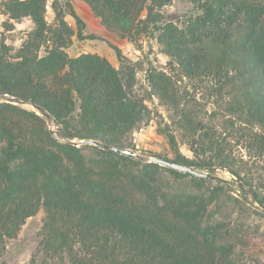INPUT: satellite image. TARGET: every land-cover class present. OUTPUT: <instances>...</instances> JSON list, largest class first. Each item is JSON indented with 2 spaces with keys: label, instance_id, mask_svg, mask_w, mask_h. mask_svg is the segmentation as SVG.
<instances>
[{
  "label": "trees",
  "instance_id": "16d2710c",
  "mask_svg": "<svg viewBox=\"0 0 264 264\" xmlns=\"http://www.w3.org/2000/svg\"><path fill=\"white\" fill-rule=\"evenodd\" d=\"M82 1L124 38L155 36L171 59V74L147 72L152 95L173 115L159 126L172 158H159L210 174L221 168L240 179L232 141L243 139L264 153V0H187L195 12L182 20H166L160 11L173 0ZM4 6L11 19L29 18L33 28L17 49L0 42V95L39 105L67 140L135 151L129 137L148 110L135 95V71L121 51L112 47L118 68L97 54L70 57L74 30L64 17L75 21L78 39L85 25L69 0L53 2L52 24L45 20L46 0ZM183 80L213 106L208 116L222 120L220 129L195 121L200 111L180 103L187 96L177 86ZM164 169L179 175L73 146L53 136L35 111L0 102V253L42 209L36 251L57 264H244L233 259L232 246L195 197L176 200L164 191L158 178ZM240 180L244 191L249 185Z\"/></svg>",
  "mask_w": 264,
  "mask_h": 264
},
{
  "label": "rangeland",
  "instance_id": "374dc122",
  "mask_svg": "<svg viewBox=\"0 0 264 264\" xmlns=\"http://www.w3.org/2000/svg\"><path fill=\"white\" fill-rule=\"evenodd\" d=\"M7 1L0 0V42L17 49L32 30L33 24L29 18L11 19L4 6ZM54 1L61 0H46L45 20L48 24H52L54 20ZM69 3L85 26L82 31L83 38L78 39L75 21L71 16L65 15L64 20L74 30V36L66 49L68 55L74 57L83 53L97 54L118 68L119 61L112 47L121 51L125 63L135 71V95L143 100L148 110L145 119L129 137L134 152L145 157L171 159V151L159 126L169 124L173 115L167 106L152 95L147 83V72L151 69L156 73L169 74L173 68L171 59L163 53L155 36L144 35L129 40L118 31L106 28L82 0H69ZM160 11L166 20H182L195 12L187 0H173ZM42 54L43 49L40 51V55ZM177 86H184L189 96L181 95L180 103L189 102L187 108L200 111L194 115L195 121H203L218 129L222 127L221 119L211 120L208 116L213 106L203 99L202 92L193 91L192 84L187 80H183L182 85L177 83ZM194 97L197 103L204 105L203 109L195 108ZM24 108L32 109L28 106ZM48 128L51 131L58 129L52 123ZM232 148L231 156L235 160L240 179L246 180L249 185L244 187V191L241 189L242 181L221 168H216L213 173L220 180L208 182L199 181L197 177L189 174L178 172L179 175H175L166 169L159 170V183L176 200L195 197L204 206L205 217H208L210 223L219 225L220 235L232 246V257L235 261L264 264V201L262 200L261 206L254 200V197L258 201L264 199V153L258 155L257 145L248 144L243 139H234ZM179 150L187 158H193L186 146L179 144ZM44 218L45 214L40 209L34 216L26 219L16 238L5 242V250L0 253V264H57L56 260L36 251Z\"/></svg>",
  "mask_w": 264,
  "mask_h": 264
},
{
  "label": "water",
  "instance_id": "95a60500",
  "mask_svg": "<svg viewBox=\"0 0 264 264\" xmlns=\"http://www.w3.org/2000/svg\"><path fill=\"white\" fill-rule=\"evenodd\" d=\"M0 102H5V103H10L13 105L21 106V107H30L32 108L31 110L35 111L38 115L44 117L46 119L47 124H54L53 120H51L50 116L48 113H46L39 105L36 103L28 100V99H19L15 97H9L7 95H0ZM55 125V124H54ZM57 129V128H56ZM50 133L55 136L56 138L61 139L62 141L69 143L73 146L79 147V146H93L101 150L109 151L114 154L118 155H124V156H129L133 157L141 162L144 163H153L157 164L159 166L167 167L171 170L184 173V174H189L191 176L197 177V178H202V179H207V180H220V178L214 174H210L207 172H203L197 169H194L193 167L182 165L173 161L165 160L159 157H145L142 156L132 150L129 149H124L121 147H116L112 145H107L104 143H101L99 141L95 140H79V141H74V140H67L64 137H62L59 133V130L57 129L56 131H51Z\"/></svg>",
  "mask_w": 264,
  "mask_h": 264
}]
</instances>
